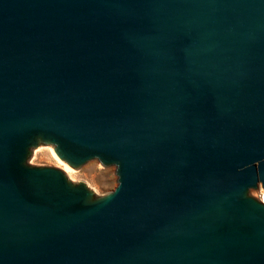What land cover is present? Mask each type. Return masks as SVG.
<instances>
[{
    "label": "water",
    "instance_id": "water-1",
    "mask_svg": "<svg viewBox=\"0 0 264 264\" xmlns=\"http://www.w3.org/2000/svg\"><path fill=\"white\" fill-rule=\"evenodd\" d=\"M258 189L264 0H0V264H264Z\"/></svg>",
    "mask_w": 264,
    "mask_h": 264
},
{
    "label": "rangeland",
    "instance_id": "rangeland-1",
    "mask_svg": "<svg viewBox=\"0 0 264 264\" xmlns=\"http://www.w3.org/2000/svg\"><path fill=\"white\" fill-rule=\"evenodd\" d=\"M49 145L39 144L32 150L27 163L38 167H62L52 158ZM72 169V168H71ZM72 173H66L68 179L73 183H84L98 198L107 195L117 186L116 168L113 165L103 166L98 160L92 159L77 169H72ZM253 191H251L252 193Z\"/></svg>",
    "mask_w": 264,
    "mask_h": 264
},
{
    "label": "bare ground",
    "instance_id": "bare-ground-1",
    "mask_svg": "<svg viewBox=\"0 0 264 264\" xmlns=\"http://www.w3.org/2000/svg\"><path fill=\"white\" fill-rule=\"evenodd\" d=\"M50 154L52 158L62 167V170H64L67 173L73 172L71 168H69L66 164H64L61 160H59V158L56 156V154L54 153L52 149H50ZM259 198H260V201L262 200L264 202V190L260 191Z\"/></svg>",
    "mask_w": 264,
    "mask_h": 264
},
{
    "label": "built area",
    "instance_id": "built-area-1",
    "mask_svg": "<svg viewBox=\"0 0 264 264\" xmlns=\"http://www.w3.org/2000/svg\"><path fill=\"white\" fill-rule=\"evenodd\" d=\"M260 191H263V190H258V191H253L252 193H251V195L258 201V202H260V203H262V204H264V202L261 200L260 201V198H259V194H260Z\"/></svg>",
    "mask_w": 264,
    "mask_h": 264
}]
</instances>
